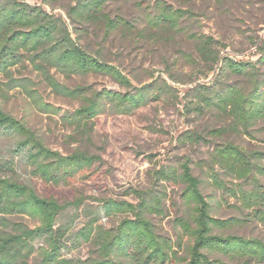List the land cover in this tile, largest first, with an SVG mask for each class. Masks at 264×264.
I'll use <instances>...</instances> for the list:
<instances>
[{
  "label": "trees",
  "instance_id": "1",
  "mask_svg": "<svg viewBox=\"0 0 264 264\" xmlns=\"http://www.w3.org/2000/svg\"><path fill=\"white\" fill-rule=\"evenodd\" d=\"M107 1L78 0L69 7L67 17L73 23L101 26L106 36L118 30L133 34L137 29L135 23L104 12ZM137 2L142 7L147 3L151 6L145 19L152 30H157L156 35L180 28L181 21L191 12L161 0L154 4L151 0ZM217 44L213 37L199 38L200 55L213 64L212 70L215 65L220 66L211 83L195 87V100L189 104L188 111L202 114L206 109L216 108L229 116L231 123L228 128L211 129L206 133L186 131L181 137L183 143H210L211 138H220L228 130L247 134L264 120V72L258 67L259 62H264V39L258 44V61L221 56L215 48ZM27 64L39 72L54 92L80 100L81 106L61 113L45 102L35 81L15 75ZM53 70L66 77L91 73L108 75L127 90H98L88 85L68 87L59 82ZM0 75L7 79L6 92L20 88L37 108L61 114L72 128L69 140L82 143L68 154L53 149L26 121L0 106V134L13 140L9 156L0 155V264H264V240L216 232L243 226L246 219L213 216V204L202 190L203 180L194 175L189 157L154 170L150 188L130 187L127 193L137 198L136 203L90 197L98 202L93 206L87 203L89 197L80 195L72 202L61 204L54 198L41 196L30 183L19 179L21 167L56 186L90 178L93 168L96 170L105 163L101 154L83 148L93 142L96 119L109 113L132 115L153 101H169L174 87L167 80L157 78L136 86L118 67L83 49L64 16L20 0H0ZM263 159L262 152L248 151L232 141H225L215 144L206 162V175L212 186L233 196L242 212L249 211L248 216L262 220ZM227 177L233 181L229 183ZM161 182L183 186L181 198L186 214L176 221L181 232L189 237L185 255H179L175 244L158 231L150 218L165 214L166 191L161 189ZM70 207L82 209L86 217L85 225L77 231L72 223L61 222ZM103 218L118 221L106 227L102 224ZM84 243L93 248L87 259L67 256ZM213 253L230 262L212 258Z\"/></svg>",
  "mask_w": 264,
  "mask_h": 264
},
{
  "label": "rangeland",
  "instance_id": "2",
  "mask_svg": "<svg viewBox=\"0 0 264 264\" xmlns=\"http://www.w3.org/2000/svg\"><path fill=\"white\" fill-rule=\"evenodd\" d=\"M38 5L51 13L62 15L70 25L77 43L90 54L104 62L118 67L136 86L151 83L157 78L167 80L174 87L169 101L156 100L138 109L132 115L102 114L96 119L93 142L83 148L94 154H101L105 163L93 168L90 178H78L70 185H51L31 174L30 169L21 167L19 179L30 183L37 192L47 198H54L61 204L72 202L78 196L89 197L88 204L96 206L93 198H113L137 202V198L127 193L130 187L148 189L152 186L151 174L163 166L178 164L185 157L192 160L195 176L203 180L202 190L213 204L212 214L227 219L242 217L246 224L231 230L220 231L226 235L237 234L245 237H257L264 240V220L248 216L242 212L239 202L233 196L215 189L206 175L208 161L215 144L232 141L248 151L264 153V120H260L250 133H237L228 130L220 138H211L210 143H183L182 135L186 131L206 133L211 129L228 128L231 119L214 109H206L198 114L188 111L189 104L195 100V87L211 83L216 77L219 64L204 60L199 53V38L213 37L221 56H230L236 60L258 61V44L264 39V0H161L176 8L191 12L181 21L180 28L161 35L154 34L146 22V12L151 6H140L137 0H108L104 12L111 17L123 16L135 23L133 34L122 30L106 36L103 27L95 24L73 23L68 17V9L78 0H20ZM154 4V1L151 0ZM147 29V30H146ZM146 30V32H144ZM258 67L264 72V62ZM62 84L68 87L78 85L92 86L94 89H110L126 92V87L112 77L104 74L88 75L63 74L52 71ZM16 77H29L36 82L39 94L45 102L55 108L74 111L81 106L80 100L57 94L40 76L32 65L27 64L15 73ZM229 78V77H228ZM237 80L236 77H230ZM7 79L0 75V106L13 116L23 119L53 149L70 153L82 146L81 142L69 140L72 128L64 122L61 114L45 112L32 104L26 93L18 88L5 91ZM11 137L0 134V155L9 156ZM264 166V159L261 161ZM87 171L86 173H89ZM264 184V176L260 177ZM229 183L232 178L227 177ZM166 191L164 215H151L150 218L158 231L171 239L179 255H185L189 237L185 236L177 225V218L185 216L186 208L182 204V185L161 182ZM20 220V219H19ZM117 218H103L102 224L110 227ZM30 225L33 221L27 220ZM61 222L72 223L74 230L81 229L86 223L83 210L70 207L64 213ZM92 246L84 243L67 254L68 257L87 259ZM212 258H228L211 254ZM233 264H258L257 262H234Z\"/></svg>",
  "mask_w": 264,
  "mask_h": 264
}]
</instances>
